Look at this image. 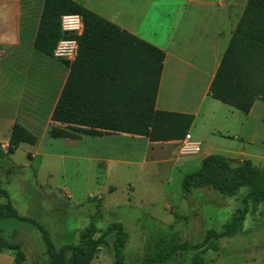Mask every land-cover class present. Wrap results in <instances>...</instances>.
Listing matches in <instances>:
<instances>
[{"label":"rangeland","instance_id":"374dc122","mask_svg":"<svg viewBox=\"0 0 264 264\" xmlns=\"http://www.w3.org/2000/svg\"><path fill=\"white\" fill-rule=\"evenodd\" d=\"M75 1L105 19L116 15L118 20L126 22L129 30L144 34L143 38L157 44L156 47L167 46L170 37L166 34L172 33L170 23L179 25L180 18L187 13L184 8L195 7L192 5L196 4H189L186 0ZM41 2L43 0H0V116L6 115V119L10 117L9 113L14 111L12 103L16 104L15 100L22 94L23 98L29 93L35 96L34 89H41L42 86L45 90L38 113L40 126L33 130L38 138L37 144H22L15 151L13 160L17 166L9 165L4 158L0 160L1 185L10 194L14 209L18 214L40 223L55 249L76 244L80 230L92 219L96 221L99 232L108 224L119 222L128 234L124 249L128 264H138L145 257L150 235L162 225L174 223L171 231L177 232L181 243L190 244L201 242L210 229L220 231L235 212L246 208L245 197L249 189L242 187L235 197L221 198L207 187L196 188L192 196L182 201L181 178L200 166L199 159L193 161L190 167L177 165L169 168V163L155 164L148 160L146 151L149 141L144 137L126 134L105 137L81 135L77 140H66L50 137V126L45 132L41 131L47 120L44 109L49 105L54 89L48 74L39 66L40 59H46L45 56L31 47L36 13ZM234 2L232 13L229 16L225 14L220 28L221 40L215 36L216 29H211L207 22L199 23L200 30L194 23L192 30L196 32L183 38L177 37L175 40L180 43L177 47L188 51L186 45L180 42L185 40L192 49L204 50L206 46L216 44L220 48L218 54L224 52L236 14L240 12L241 5L245 6L246 0ZM17 4L22 9L19 29L13 20ZM200 20H203L201 11ZM16 40L21 41L20 48H16ZM216 105L218 108L212 110L210 119L213 124L204 125V121L198 119L195 131L206 142L213 138L209 131H215V134L219 131L222 135H215L202 151L199 143L200 151L193 155L180 152L181 142L171 146L157 144L150 154L151 158L158 161L163 159L161 162L164 163L170 156L201 157L207 146H213L215 150L211 154L231 157L232 165L241 159H250L253 164L262 167L264 103L259 102L250 116L221 103ZM231 109L235 116L230 115ZM211 126H214V130ZM2 145L5 150L7 145L0 142L1 148ZM221 148L233 153L221 151ZM33 153L35 157L29 165H25ZM13 168L20 173H15ZM10 179H16L24 189L21 197H15V191L7 185ZM4 202L0 197V203ZM247 209L245 220L235 235L219 239V251L206 252V264H264V203L248 200ZM97 210L99 216H96ZM183 215L188 216L186 222L184 219L177 220V216ZM14 235L15 239L23 242L25 260L19 264H46L43 240L31 224L13 218L0 220V237ZM0 252V264H17L13 259L14 252ZM112 260V249L101 247L91 264H111Z\"/></svg>","mask_w":264,"mask_h":264},{"label":"trees","instance_id":"16d2710c","mask_svg":"<svg viewBox=\"0 0 264 264\" xmlns=\"http://www.w3.org/2000/svg\"><path fill=\"white\" fill-rule=\"evenodd\" d=\"M81 17L80 36L63 33L62 15ZM75 38L78 48L73 61L60 60L68 75L50 115L53 123L49 136L79 139L81 135L102 137L124 133L145 137L149 142L182 140L189 132L194 116L157 110L155 102L163 69L165 52L121 29L75 0H43L33 39V48L53 58L60 39ZM210 98L242 114H248L256 101L264 103V0H246L242 13L219 61L208 88ZM38 138L19 123L10 129L6 151L0 147V160L10 164V157L21 144L36 145ZM210 188L221 198H233L247 187L246 208L235 212L220 231L208 230L199 243H181L174 223L153 231L146 245V255L138 264H206V252L219 251V239L230 238L242 226L248 213L247 201L264 203V165L250 159L232 165L221 154H209L200 166L181 178L182 198L196 188ZM0 220L13 218L31 224L45 246L46 264H91L101 247L113 251L111 264H128L124 249L128 234L119 222H112L99 232L90 220L78 234L76 244L55 249L44 227L14 209L0 178ZM99 210L96 216H99ZM186 222L188 216H177ZM151 219V218H150ZM99 235L96 236V233ZM16 235L0 237V250L14 252V262L25 260L23 242ZM149 237V238H150Z\"/></svg>","mask_w":264,"mask_h":264},{"label":"crops","instance_id":"0c3cea01","mask_svg":"<svg viewBox=\"0 0 264 264\" xmlns=\"http://www.w3.org/2000/svg\"><path fill=\"white\" fill-rule=\"evenodd\" d=\"M186 1L189 4L196 3L195 5H192L195 7H185L184 8V10L187 13L184 14L183 16L184 18L183 17L180 18L181 19L180 24L176 26L175 24L170 23L169 29H171L172 33L171 35L166 34V36L170 37L169 38L170 41L167 44V46L163 47V46L158 45V48L165 52V58L163 61V69H162V74H161V78L159 82V89H158V94H157V98L155 102V107L157 110H161V111H171V112L186 113V114L193 115L194 120H193V123L188 133L192 141L198 142L201 144V151H202L203 146H206V144L208 143L210 144L213 141V138H215V135H219V134L222 135V132H219V131H217L218 134H215V131H209V134L213 136V138H210L209 141L206 142V140L204 138H201L200 137L201 135L195 131L196 130L195 124L198 119H202V121H204V125H207V123L209 124L212 123V121L210 120L211 116L213 115L212 110L218 108L216 103H220L219 101H216L209 97L208 88L214 76V73L217 69V66L219 64V61L222 57L223 52L218 54V51H220L219 50L220 48L216 44L208 45L204 48V50H201L200 48L192 49L188 46L185 40H182L180 42L186 45L188 49V51H186L183 48L179 49L177 47L178 45H180V43H178L175 39L177 37L183 38V37L189 36V34H194L196 32V30H192L194 27L193 25L194 23L197 24V27L200 30L199 23L207 22L208 26L211 29L213 28L216 29L217 34L215 33V36L217 39L221 40L222 32L220 31V28L226 18L225 14H228L229 16L232 13V8L233 6H235L236 3L234 2V0H217V1L186 0ZM42 4L43 2H41L40 8L36 13V24H35V27L33 28V36H32V41H31L32 48H33V39L36 33L37 23L39 20L41 9H42ZM3 5L9 6V4H6V3ZM82 5L87 8L86 5L84 4ZM16 6L17 7L14 10L13 20L15 24L17 22V28L19 29V22L22 16V9H21L20 4H17ZM194 8H197V10H195ZM243 8L244 6L241 5L240 12L238 11V13L236 14V20H235L236 23L238 22V19L242 13ZM200 11H201L202 18H203L202 21L200 20ZM106 20L116 24L121 29L135 36L137 35V37L143 39L144 41L146 42L148 41V43L150 42V44L154 46L157 45L154 42H151L147 38L144 39L143 38L145 37L144 34L129 30L125 26L126 22L124 20H118L116 15H111V17ZM235 21L233 22L234 24L230 32V37L236 25ZM176 34L178 35L175 36ZM20 42H21L20 40L15 41L16 48L21 47ZM170 48L172 50H170ZM45 58L46 59H40L39 66L41 70L46 71V73L48 74V80L52 81V84H54V87H53L54 89H53V97L50 98L49 105L47 107L45 106V109H44L45 116L47 119L41 130L44 132L47 130L49 126L51 127V125L53 124L60 125L59 123H53L50 120V115L56 104V101L58 99V96L64 85V82L67 78L68 71H69L68 67L62 64L60 61H58V59H55L54 57L49 58L46 56ZM38 86L41 87L39 84ZM34 93H35V96L29 93L27 97L23 98V94H22L19 98H17L15 100L16 104L12 103L14 111L11 113L6 112L7 114L9 113L10 117H7L6 119V115H4L3 117L0 116V142L2 144L4 143L8 145L10 129L14 123L21 124L22 126L27 128L30 132L35 134L33 132V130H35L34 127L40 126L39 121H38V118H39L38 113L40 112L39 110L42 107L41 102H43V98H45L44 97L45 90L42 86L41 89L39 88L34 89ZM37 96H40V98ZM259 102L260 101L255 102V104L253 105L252 109L250 110L247 116H250L254 112ZM19 103L20 105H18ZM203 109L205 110V112H203ZM232 110L233 109H231L230 115L235 116L234 110L233 111ZM213 127L214 126H211V128L214 130ZM226 127L228 129V124L226 125ZM226 133H227L226 136L229 137L228 132ZM115 134H124V133H112L110 135H115ZM127 135L128 134H126L125 136ZM106 136H109V135H106ZM102 137H105V136H102ZM137 137H140V136H137ZM220 137L221 136H219V138ZM66 140H70V139H66ZM181 141L182 140L169 141V142H149L148 143L149 145L146 151V157L148 158V160H150L151 162H154L155 164H168L169 163L171 164L169 168H171L172 166L177 167V165L179 167L184 168V167H190L193 161L195 162L197 159H199L198 161L200 163L204 157L211 154L212 151L215 150L213 146H207L208 149L204 151L201 157L188 156V157H183V158H175V157L170 156L167 159H165L166 161L164 163L161 162V161H164L163 159L161 161H158V160L151 158L150 154L154 150V146H157V144L171 146ZM149 146H151L152 149ZM148 148H149V151H148ZM220 150L225 151L226 153H229V152L233 153L230 150L224 149V148H221ZM13 155H11L10 157V164L13 166H17L15 161L13 160ZM34 157H35V153L30 154V158L25 165H29L30 161ZM226 157L228 159L231 158L228 156ZM6 161L8 162V160ZM13 170H15V173L17 172L20 173L14 168ZM7 185H10L11 189L15 191V197H17V195H19L20 197L23 195L24 189L21 187V185L16 179L14 180L10 179V182ZM212 191L215 192L214 190ZM193 192L194 190L188 195L187 199L190 197V195L192 196ZM8 195L11 200L10 194ZM216 195L218 196V194ZM180 199L183 201L182 196H180ZM11 202H12V205H14L12 200ZM1 255H2V252H0V256Z\"/></svg>","mask_w":264,"mask_h":264},{"label":"built area","instance_id":"2783aa9c","mask_svg":"<svg viewBox=\"0 0 264 264\" xmlns=\"http://www.w3.org/2000/svg\"><path fill=\"white\" fill-rule=\"evenodd\" d=\"M61 30L63 33L71 32L75 36H80L83 31V23L81 17L75 14L62 15L60 18ZM77 40L75 38L60 39L54 50L53 57L58 60L71 62L77 54ZM2 145V149H3ZM5 148L4 151H6ZM200 151V144L191 140L189 133H187L181 141L180 152L183 154H198Z\"/></svg>","mask_w":264,"mask_h":264}]
</instances>
